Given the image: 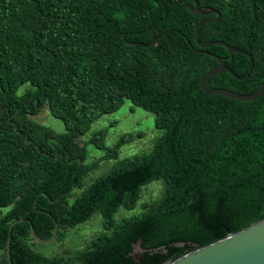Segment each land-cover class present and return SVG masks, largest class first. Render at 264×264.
Here are the masks:
<instances>
[{
  "label": "trees",
  "instance_id": "1",
  "mask_svg": "<svg viewBox=\"0 0 264 264\" xmlns=\"http://www.w3.org/2000/svg\"><path fill=\"white\" fill-rule=\"evenodd\" d=\"M198 1L221 13L200 28L201 43L224 41L254 60L248 78L222 71L208 87L255 92L264 83V0ZM188 5L194 2L0 0V264H9L17 219H29L43 239L57 223L55 241L97 213L104 230L82 249L48 256L36 249L31 224L19 222L13 264H163L264 220V94L243 101L204 92L201 80L218 57L238 76L250 58L219 44L199 47L197 25L217 14ZM126 100L153 112L164 132L151 152L87 182L132 137L108 148L105 130L82 137ZM46 106L66 132L32 119ZM89 143L106 150L96 162L88 161ZM154 180L163 182L161 196L117 220L120 208H138Z\"/></svg>",
  "mask_w": 264,
  "mask_h": 264
},
{
  "label": "rangeland",
  "instance_id": "2",
  "mask_svg": "<svg viewBox=\"0 0 264 264\" xmlns=\"http://www.w3.org/2000/svg\"><path fill=\"white\" fill-rule=\"evenodd\" d=\"M32 119L53 129L57 133L66 132L64 121L55 117L47 106L38 114L33 115ZM99 130L106 131L105 145L107 148L114 146L125 134L131 135L132 140L119 148L118 158L100 161L98 167L89 173L87 182H91L92 179L105 174L122 159L134 154L151 152L157 139L164 132L156 127L155 114L153 112L135 106L130 100H126L118 111L103 115L100 119L96 120L92 124L90 131L82 137V140H90L94 132ZM87 149L89 162H96V160L100 159L106 153V150L99 149L94 143H89ZM163 187L161 180H154L143 186L138 208L132 211L120 208L115 216L116 219L121 220L123 217L131 216L139 212L142 203L157 199L161 196ZM79 192L80 190L77 189L74 194H78ZM103 230L102 216L97 213L90 220L70 229L67 232V237L63 241H53L50 244L34 241V244L38 251L48 256L65 255L68 249L77 250L84 248L92 238ZM136 250H138V247Z\"/></svg>",
  "mask_w": 264,
  "mask_h": 264
},
{
  "label": "water",
  "instance_id": "3",
  "mask_svg": "<svg viewBox=\"0 0 264 264\" xmlns=\"http://www.w3.org/2000/svg\"><path fill=\"white\" fill-rule=\"evenodd\" d=\"M177 1L178 0H174V3H177ZM192 1L194 2V5H188L192 13H199L204 16H208L212 13L217 14L216 18L204 19L197 25L195 30V41L199 47L207 48L214 44H219L225 46L231 54L241 53L250 58V67L248 72L244 76H238L230 67L226 65V60L224 58L218 57L219 62L217 67L210 69L201 80V86L204 92L210 95L220 94L243 101H252L261 97L264 94V83L261 84L255 92L249 94L238 93L225 88L211 89L208 87L209 79L222 71H228L241 80L248 78L254 68V60L249 52L239 47L229 45L224 41H214L202 44L199 38L200 28L207 23L220 20L221 13L216 9H210L208 7L202 8L198 0ZM185 38L189 43L190 41L188 37ZM159 39L160 36L156 37L152 43H156ZM22 221H27L31 224L29 219H17L11 223L9 228L10 235L7 239V259L9 264H13L11 259V232L14 225ZM58 231L59 225L56 223L53 235L49 239H43L37 235L33 225H30L32 237L37 242L43 244H50L55 241ZM137 247H140V244H138ZM163 264H264V220L254 223L237 232L229 233L227 236L219 240L200 246L175 259H169Z\"/></svg>",
  "mask_w": 264,
  "mask_h": 264
}]
</instances>
